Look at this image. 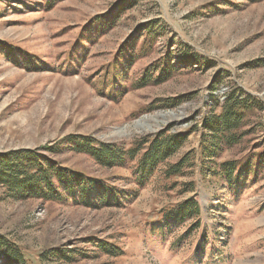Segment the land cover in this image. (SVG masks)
<instances>
[{"label": "rangeland", "instance_id": "1", "mask_svg": "<svg viewBox=\"0 0 264 264\" xmlns=\"http://www.w3.org/2000/svg\"><path fill=\"white\" fill-rule=\"evenodd\" d=\"M149 36L153 49L142 57ZM130 48L138 57L128 62ZM189 54L205 60L185 62ZM158 62L171 72L166 81L130 87ZM235 86L264 103V0H0V153L61 148L50 157L101 180L107 196L97 206L70 194L64 203L19 200L0 185V239L33 264H264V163L233 184L203 177L199 163L191 176L166 180L162 166L141 187L134 161L104 168L62 145L70 136L129 145L170 124L184 130ZM255 122L224 159L264 152V113ZM191 149L195 134L171 162ZM188 182L197 189L184 193ZM189 198L200 217L165 222ZM0 264H8L2 253Z\"/></svg>", "mask_w": 264, "mask_h": 264}, {"label": "trees", "instance_id": "2", "mask_svg": "<svg viewBox=\"0 0 264 264\" xmlns=\"http://www.w3.org/2000/svg\"><path fill=\"white\" fill-rule=\"evenodd\" d=\"M151 24H148V30ZM152 36L145 39L140 48L142 57L152 51ZM124 53V52H123ZM128 62L136 59L133 48L125 51ZM185 62H202L203 56L189 54ZM158 62L149 66L141 78L131 84L132 89L143 88L166 81L164 79L171 72ZM210 65V64H208ZM155 75L157 78H155ZM208 110L196 124L184 130H174L170 124L153 135H146L135 139L131 144L102 142L91 136H70L62 141L69 150L76 154L90 156L97 164L104 168L125 167L129 161L135 162L134 173L138 185L143 187L162 166L166 180L189 177L201 165L203 177H219L228 184H233L234 177L248 176L253 169L264 163V152L256 154L246 153L241 158L224 159L225 155L242 147L248 142L258 126L255 122L264 113V103L255 96L235 86L229 91L222 103L207 106ZM199 137V149H191L184 153L176 162H171L187 145L192 135ZM61 151V148L44 147L35 150H19L0 153V185L6 188L8 194L19 200L40 199L45 202L64 203L65 194L73 195L88 206H97L93 201L107 198L102 194V181L88 177L82 173L68 170L60 166L50 156ZM247 151V149L245 150ZM51 153V154H50ZM244 153V150L240 152ZM256 154V155H255ZM255 159V160H254ZM179 184H173V188ZM238 187H241L239 185ZM196 182L184 185V193L194 192ZM114 197L109 194L108 198ZM111 201L107 202L110 203ZM201 206L194 198H189L173 210L165 214V222L184 224L188 220L198 219ZM106 253L116 257L123 255L118 247L108 243L92 242ZM75 251L69 250L68 253ZM8 264H33L23 252L0 239V254ZM67 262H73L74 257L64 253L56 254ZM42 254L40 258H46Z\"/></svg>", "mask_w": 264, "mask_h": 264}, {"label": "water", "instance_id": "3", "mask_svg": "<svg viewBox=\"0 0 264 264\" xmlns=\"http://www.w3.org/2000/svg\"><path fill=\"white\" fill-rule=\"evenodd\" d=\"M138 126L141 127V128H144L145 126H147L148 128H151V126L148 124V122L138 123Z\"/></svg>", "mask_w": 264, "mask_h": 264}, {"label": "bare ground", "instance_id": "4", "mask_svg": "<svg viewBox=\"0 0 264 264\" xmlns=\"http://www.w3.org/2000/svg\"><path fill=\"white\" fill-rule=\"evenodd\" d=\"M157 118V117H156ZM156 118H153L152 120H155V121H157L158 122V119H156ZM147 121H149V119H147Z\"/></svg>", "mask_w": 264, "mask_h": 264}]
</instances>
